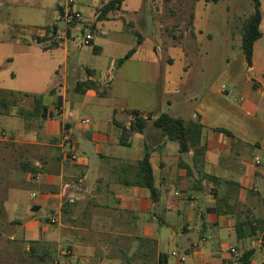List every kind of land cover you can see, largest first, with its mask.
Instances as JSON below:
<instances>
[{
    "label": "rangeland",
    "instance_id": "374dc122",
    "mask_svg": "<svg viewBox=\"0 0 264 264\" xmlns=\"http://www.w3.org/2000/svg\"><path fill=\"white\" fill-rule=\"evenodd\" d=\"M109 1L75 0L82 21L75 24L79 32L74 30L64 38L68 43V54H65L64 49L57 48L46 53L44 45L36 43L40 27L55 21V12L49 9L51 0L42 1L38 8L9 5L0 0V89L18 95H43L44 104L50 108L59 99L50 98L49 90L60 88L61 95L67 91L63 119L74 130L81 126L83 119H90L87 129L96 126L111 137V132L117 131L112 120L126 122L135 109L155 110L158 114L163 112L189 121L196 120L203 107L208 124L225 126L229 115L239 111L242 102L238 91L245 89V77H249L242 51V25L254 11L253 0H125L119 10L110 12L100 21L99 15ZM195 13L199 14L197 22ZM56 22L61 32H67L63 18L59 17ZM88 34L93 36V41L82 46ZM18 41L21 46L17 45ZM24 47L26 55L15 57ZM132 50V58L119 64ZM7 56H11V62H7ZM88 70H94L102 80L94 96L75 91L78 81L88 79ZM83 104L87 107L83 108ZM33 109V99L20 96L10 114L0 116V157H4L7 165L10 161L8 171L0 173V191L12 194L16 190L27 195L20 203L6 201L0 205V264H135L132 259L138 255L137 247L118 251L109 245L110 240L116 242L118 238L115 233L120 229L118 226L111 227L112 236L96 235L101 241L99 245L93 242L90 257L78 241L72 242V235L63 239L65 236L55 231L60 230L61 219L56 225H48L50 217H58L56 211L46 217H42L41 212L38 215L42 217L39 222L43 220L42 225L53 234L51 240L44 243L50 249V256L42 261V249L33 257L29 255L28 240L33 237L25 229L39 217L32 216L30 211L29 194L33 189L26 182L24 165L18 166L22 157L17 142L40 136L45 121L32 116ZM241 118L247 123H261L264 113L260 112L256 118L242 114ZM257 136L263 148H252L246 163H255L259 158L264 165V137ZM150 140L149 135L144 137V142ZM75 144L76 150L88 158L91 174L102 166L95 145L88 139L77 135ZM227 156L221 157L226 159ZM15 167H19V171H15ZM241 168L229 172L225 179L246 182ZM255 186L264 198V179H258L253 189ZM162 204L166 205V201ZM197 206L204 212L203 204ZM171 214L185 217L179 204H172ZM176 220L172 221L174 225L179 221ZM183 236L163 247L169 264H190V258L185 257L186 262H181L183 255L175 258L172 253L179 252L184 239L192 238L196 242L198 231ZM117 242L118 246L122 245L121 241ZM254 258L260 262L258 255Z\"/></svg>",
    "mask_w": 264,
    "mask_h": 264
},
{
    "label": "crops",
    "instance_id": "0c3cea01",
    "mask_svg": "<svg viewBox=\"0 0 264 264\" xmlns=\"http://www.w3.org/2000/svg\"><path fill=\"white\" fill-rule=\"evenodd\" d=\"M1 1L9 5L24 4L38 8L45 0ZM51 1L49 9L54 10L55 21L41 26L36 40L37 44L44 45L46 53L54 52L55 48L49 45L53 41L59 42L56 36L61 32L60 28L56 34L46 31L47 27L55 24L58 26L56 21L61 18V3L59 0ZM261 9L262 36L254 45L252 67L248 70L249 77H245L246 87L238 91L242 102L239 111L229 115L223 127L208 124L203 107L196 120L191 118L187 121L199 122L203 126L199 152L192 149L189 153L180 154L175 142L168 141L151 126H148L144 134H134L130 147L120 145V129L117 124L128 129L133 121V110L126 122L112 120L111 123L117 128V131L111 132L112 137L101 133L96 126L93 129L80 126L74 130L63 119L66 114L64 101L67 91L61 95L60 88L50 89L48 96L59 99L60 106L58 102L56 107L53 105L50 108L48 105V118L42 123L39 137L17 142L22 157L18 166L24 165L26 182L33 189L29 194L32 216L37 217L41 212L44 215L42 217H46L56 211V216L62 221L59 224L60 230L55 231L63 234V239H67L66 235H72V242L78 241L79 246L88 250L90 257L93 242L99 245V236H112L114 231L111 227L116 225L120 228L115 232L118 238L116 242L110 240L109 245L112 250L118 251H130L137 247L138 255L132 259L135 264H169L163 247L175 241L176 237H185L196 230L198 240L184 239L178 252V255H183L181 257L190 258V264H236V258L247 251H254L252 264H264V198L260 192L255 193L253 190L258 179H264V165L257 167L255 163H246L252 148H263L257 134L264 137V119L261 123H247L241 118L242 114L256 118L260 112L264 113V0H261ZM195 17L197 22L199 14L195 13ZM17 45L21 46L20 41ZM25 49L15 57L26 55ZM57 49H64V53L68 54L66 40ZM10 57H6L9 58L7 62L12 61ZM88 71L91 72L87 73L88 79L78 82L93 81L101 84L102 80L95 71ZM59 86L62 87L61 84ZM96 94L92 90L83 93L85 96ZM86 107L83 104V108ZM139 111L144 115L152 113L153 119L159 115L155 110ZM215 129H225L232 137ZM77 135L95 145L102 166L92 174L89 172L88 158L76 150ZM148 135L151 140L144 142V137ZM65 136H69V141L64 139ZM146 151L151 155L155 197H151L150 191L141 186L137 169ZM223 154H228L226 159L221 157ZM71 155H76L77 160L73 161ZM214 157L218 160H214ZM8 165L4 157H0V173L8 171ZM240 166L246 182L225 179L232 170H240ZM19 167L14 170L19 171ZM4 194L0 191V205L6 201L20 203L27 197L24 192L16 190L12 194ZM32 194L37 197L33 198ZM164 200L166 205L162 204ZM192 203L196 208L191 206ZM172 204H179L184 209L185 217H181V214L173 216ZM199 204H203L204 212L197 206ZM42 217L36 218L26 227V232L33 237V240L28 241L46 243L51 240L53 234L50 235L49 229L42 225L43 220L39 222ZM176 219L179 221L174 225L172 221ZM244 223L258 225L260 232L256 236H249L250 229L248 226L244 228ZM237 228L241 240H238ZM118 240L122 242L121 246H118ZM107 244L105 241L106 251ZM232 248L236 250L234 256L230 252ZM257 255L260 262L255 261Z\"/></svg>",
    "mask_w": 264,
    "mask_h": 264
},
{
    "label": "trees",
    "instance_id": "16d2710c",
    "mask_svg": "<svg viewBox=\"0 0 264 264\" xmlns=\"http://www.w3.org/2000/svg\"><path fill=\"white\" fill-rule=\"evenodd\" d=\"M125 0H110L102 9L99 20H105L107 15L110 12H114L120 9L121 5ZM198 1H206V2H217L218 0H195ZM254 11L250 15V17L243 23L242 25V51L244 57L246 59V63L248 67H252V58L254 45L257 40H259L262 36L260 26L262 23L263 15L261 10V0H253ZM61 9V7L59 8ZM61 18H63V9L60 11ZM59 30V27L55 24L52 27H47L46 31L48 33L52 32L56 34ZM42 43V41H38ZM51 48H57L59 46L58 42H51L49 45ZM133 56V50L127 54L122 60H119V64H123L126 61L130 60ZM91 73L90 71H88ZM100 84L93 81H85L78 82L75 91L78 93H85L88 90H92L97 92L98 86ZM52 93V91H50ZM20 96H24L27 98H32L34 101V109L32 111V116L39 119L41 122L46 121L49 114V106L44 104V96L43 95H31V94H16L14 92H9L0 89V116H7L10 114V109L12 106H15L17 103V99ZM131 116L133 121L130 124V127L127 129L122 125L117 124L120 129L119 135V144L124 147H130L132 145L131 137L134 134H144L148 126L156 129L161 133V135L167 139L168 141L175 142L179 146L180 154L189 153L192 149L195 152H199L200 150V142L203 134V126L199 122H187L181 118H174L169 114L162 113L157 116V118L153 119V114L148 113L144 115L139 110H133L131 112ZM146 116V117H144ZM217 132L226 134L229 137H232V134L225 129H215ZM72 156V155H71ZM150 153L146 151L144 154V158L138 164L139 171V179L141 181V186L145 189L149 190L151 193V197H155L156 189L154 185V174L152 165L150 162ZM38 211V210H37ZM244 228L248 226L250 229L249 236H256L257 232H260L258 229L259 226H253L244 223L242 225ZM259 230V231H258ZM237 237L238 240H241V236H239V229L237 228ZM29 248L27 251L29 255L33 257L36 253L42 249L41 260L44 261L46 258L50 256V249L44 242L40 241H29ZM264 249V245H263ZM254 256V251H247L242 253L238 258H236V264H252V258ZM163 264V262H162Z\"/></svg>",
    "mask_w": 264,
    "mask_h": 264
},
{
    "label": "built area",
    "instance_id": "2783aa9c",
    "mask_svg": "<svg viewBox=\"0 0 264 264\" xmlns=\"http://www.w3.org/2000/svg\"><path fill=\"white\" fill-rule=\"evenodd\" d=\"M63 9V19L65 21V24L67 26V32H61L56 36V40L57 41H61L64 38H67L71 32H73L74 30H77L78 32L80 31L79 29H77V26H75L76 23H79L82 21V14L81 12L78 10V8L76 7V2L75 0H66L64 3H61L60 5ZM93 41V36L92 35H86L83 39L82 42V46L85 45H90L91 42ZM90 119H83L81 121V126L82 127H87L90 124ZM64 139L66 141H69V136H65ZM71 159L73 161L77 160V156L76 155H72ZM255 165H261V161L259 158L255 159ZM254 192H259V190L257 189V187H254ZM33 198H36L37 195L36 194H32ZM59 223V219L58 217H50V220H48V225H56ZM264 241V238H263ZM231 254L234 256L236 254V250L234 248L230 249ZM172 256L177 258L179 257L177 252H173ZM181 262H185V257H181Z\"/></svg>",
    "mask_w": 264,
    "mask_h": 264
}]
</instances>
